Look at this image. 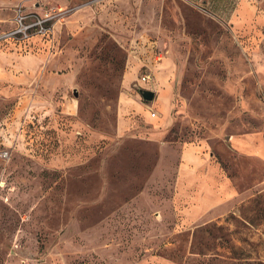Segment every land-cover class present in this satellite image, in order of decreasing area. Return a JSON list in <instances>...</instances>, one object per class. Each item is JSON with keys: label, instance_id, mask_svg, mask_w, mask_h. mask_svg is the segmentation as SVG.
Listing matches in <instances>:
<instances>
[{"label": "rangeland", "instance_id": "1", "mask_svg": "<svg viewBox=\"0 0 264 264\" xmlns=\"http://www.w3.org/2000/svg\"><path fill=\"white\" fill-rule=\"evenodd\" d=\"M0 264H264V0H0Z\"/></svg>", "mask_w": 264, "mask_h": 264}, {"label": "water", "instance_id": "2", "mask_svg": "<svg viewBox=\"0 0 264 264\" xmlns=\"http://www.w3.org/2000/svg\"><path fill=\"white\" fill-rule=\"evenodd\" d=\"M140 93L144 100L151 101L155 97V92L150 89H140Z\"/></svg>", "mask_w": 264, "mask_h": 264}, {"label": "built area", "instance_id": "3", "mask_svg": "<svg viewBox=\"0 0 264 264\" xmlns=\"http://www.w3.org/2000/svg\"><path fill=\"white\" fill-rule=\"evenodd\" d=\"M28 27H30V26H28ZM146 80H147V76H143V81H146Z\"/></svg>", "mask_w": 264, "mask_h": 264}]
</instances>
